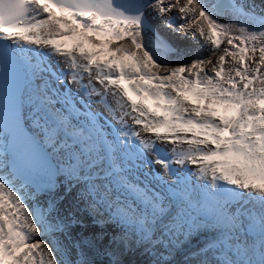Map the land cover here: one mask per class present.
I'll use <instances>...</instances> for the list:
<instances>
[{
  "label": "snow or ice",
  "instance_id": "1",
  "mask_svg": "<svg viewBox=\"0 0 264 264\" xmlns=\"http://www.w3.org/2000/svg\"><path fill=\"white\" fill-rule=\"evenodd\" d=\"M0 264H264V0H0Z\"/></svg>",
  "mask_w": 264,
  "mask_h": 264
},
{
  "label": "bare ground",
  "instance_id": "2",
  "mask_svg": "<svg viewBox=\"0 0 264 264\" xmlns=\"http://www.w3.org/2000/svg\"><path fill=\"white\" fill-rule=\"evenodd\" d=\"M257 2H259V1H257ZM162 31H166V30H162ZM70 42H69V44H71L72 45V43L74 42L73 40H71V39H68ZM67 40V41H68ZM85 47L87 48V47H89L88 45H85Z\"/></svg>",
  "mask_w": 264,
  "mask_h": 264
},
{
  "label": "rangeland",
  "instance_id": "3",
  "mask_svg": "<svg viewBox=\"0 0 264 264\" xmlns=\"http://www.w3.org/2000/svg\"><path fill=\"white\" fill-rule=\"evenodd\" d=\"M146 103L149 105V104H152V102L151 101H146Z\"/></svg>",
  "mask_w": 264,
  "mask_h": 264
},
{
  "label": "water",
  "instance_id": "4",
  "mask_svg": "<svg viewBox=\"0 0 264 264\" xmlns=\"http://www.w3.org/2000/svg\"><path fill=\"white\" fill-rule=\"evenodd\" d=\"M257 1H259V0H257Z\"/></svg>",
  "mask_w": 264,
  "mask_h": 264
}]
</instances>
